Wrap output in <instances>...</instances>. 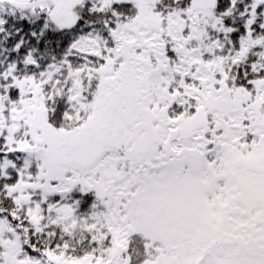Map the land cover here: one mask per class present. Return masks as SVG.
<instances>
[{
    "label": "snow or ice",
    "instance_id": "6c2138e0",
    "mask_svg": "<svg viewBox=\"0 0 264 264\" xmlns=\"http://www.w3.org/2000/svg\"><path fill=\"white\" fill-rule=\"evenodd\" d=\"M0 264H264V0H0Z\"/></svg>",
    "mask_w": 264,
    "mask_h": 264
}]
</instances>
